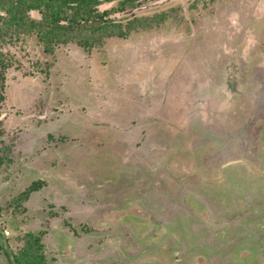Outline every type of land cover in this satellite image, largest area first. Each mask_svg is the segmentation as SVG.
Wrapping results in <instances>:
<instances>
[{
	"label": "rangeland",
	"instance_id": "1",
	"mask_svg": "<svg viewBox=\"0 0 264 264\" xmlns=\"http://www.w3.org/2000/svg\"><path fill=\"white\" fill-rule=\"evenodd\" d=\"M135 5L113 20L153 27L89 52L5 48L1 234L46 264H264V0Z\"/></svg>",
	"mask_w": 264,
	"mask_h": 264
},
{
	"label": "trees",
	"instance_id": "2",
	"mask_svg": "<svg viewBox=\"0 0 264 264\" xmlns=\"http://www.w3.org/2000/svg\"><path fill=\"white\" fill-rule=\"evenodd\" d=\"M138 1L0 0V91L4 89L7 70L14 62L10 52L4 51L5 48L31 41L47 56H54L56 50L62 46L79 47L89 52L100 47L103 39L115 36V30L118 37L125 38L136 29L135 26L140 29L153 27L144 18H133L125 27L113 20L112 16L117 13L125 10L134 12L135 7H138L135 3ZM113 3L116 5L107 10L99 9L102 5ZM34 14L39 17L34 18ZM2 97L3 94L0 93V101ZM43 185L44 182L39 180L32 182L19 195L18 200H28ZM42 237V232L26 235L22 248L17 253H11L15 264H46ZM0 238L4 239L1 233ZM3 252L8 264H11L5 250Z\"/></svg>",
	"mask_w": 264,
	"mask_h": 264
},
{
	"label": "water",
	"instance_id": "3",
	"mask_svg": "<svg viewBox=\"0 0 264 264\" xmlns=\"http://www.w3.org/2000/svg\"><path fill=\"white\" fill-rule=\"evenodd\" d=\"M0 233H1V230H0ZM4 238V237H3ZM3 242H4V250L8 256V258L10 259V262L11 264H15L13 258H12V254H11V251L9 250L8 246H7V243H6V240L5 238L3 239Z\"/></svg>",
	"mask_w": 264,
	"mask_h": 264
},
{
	"label": "crops",
	"instance_id": "4",
	"mask_svg": "<svg viewBox=\"0 0 264 264\" xmlns=\"http://www.w3.org/2000/svg\"><path fill=\"white\" fill-rule=\"evenodd\" d=\"M260 172H261V171H260ZM240 186H243V187H245V185H244V184H240ZM263 201H264V200H263ZM256 211H257V210H256ZM167 212H168V211H167ZM168 213H169V212H168ZM168 213H167V214H168ZM259 214H260V213H259Z\"/></svg>",
	"mask_w": 264,
	"mask_h": 264
}]
</instances>
